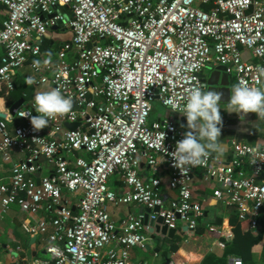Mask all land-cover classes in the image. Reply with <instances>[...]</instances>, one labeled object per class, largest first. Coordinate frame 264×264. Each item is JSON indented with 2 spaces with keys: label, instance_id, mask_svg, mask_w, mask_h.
Segmentation results:
<instances>
[{
  "label": "built area",
  "instance_id": "built-area-1",
  "mask_svg": "<svg viewBox=\"0 0 264 264\" xmlns=\"http://www.w3.org/2000/svg\"><path fill=\"white\" fill-rule=\"evenodd\" d=\"M0 4L4 91L12 90L14 78L27 71L24 81L26 77L36 81L31 86L59 88L73 99L70 114L36 132L23 115H36L33 97L44 90L21 92L20 105L0 117V160L9 164L7 181L0 177V210L11 204L29 214L44 209L52 225L43 248L47 258L18 255L12 264H147L129 259L131 248L149 240L142 215L127 213L115 223L107 206L134 203L150 210L148 219L160 216L167 228H175L180 219L187 230H194L202 215L190 191L195 169L215 182L212 195L232 206L236 218L246 219L250 230L264 221V147L254 156L248 150L255 146L233 142L228 162L212 154L205 166L182 174L168 153L184 132L170 118H148L153 99L183 115L171 111L168 103L183 106L185 90L201 84L199 72L211 61L222 66L235 84L255 86L257 68L264 66V0H0ZM56 20L60 21L56 30L69 34L50 48L51 63L37 69L33 62L48 58L41 42ZM243 50L253 60L244 59ZM194 65H200L199 71ZM14 118L18 123L9 131L7 123ZM75 121L73 130L64 125ZM162 133L165 153L159 149ZM15 148L24 152L20 161L11 160ZM40 156L47 160L49 173L35 180L28 174L35 171ZM162 156L165 186L174 191L166 204L160 178L139 173L141 161L155 170ZM111 175L121 183L118 192L107 186ZM72 192H79L73 210L66 198ZM44 223L29 226L28 231H42ZM208 231L216 227L210 225ZM214 243L219 248L225 245L220 239Z\"/></svg>",
  "mask_w": 264,
  "mask_h": 264
},
{
  "label": "crops",
  "instance_id": "crops-1",
  "mask_svg": "<svg viewBox=\"0 0 264 264\" xmlns=\"http://www.w3.org/2000/svg\"><path fill=\"white\" fill-rule=\"evenodd\" d=\"M3 17L4 10L0 8V23ZM54 31L65 32L50 29L45 37L50 47H53L54 44ZM44 53L48 52L45 51ZM241 55L244 59L253 60V57L247 51L243 50ZM27 73V71H24L15 78L27 84L24 81ZM199 74L204 90L223 92L220 102V111L223 119L220 139L224 149L221 154L213 153V155L221 162L226 163L232 157L231 144L233 142L251 146L261 144L264 138V121L258 122L254 113H248L241 118L240 115L229 113L224 109L227 107L226 103L230 98V89L235 85L233 78L224 73L220 65L212 61ZM29 86L31 88L28 93L36 92L38 89L47 90V86L41 88ZM7 93L4 91L2 84H0V113L3 115L10 106L6 105ZM162 108L163 110L158 112L155 118H170L184 133L188 131L185 116L177 112H169L163 106ZM17 123L18 120L14 118L7 123V129L12 131ZM11 157L12 161H20L24 157V152L15 148L11 152ZM36 164L35 171L32 174H28L29 177L35 180L41 175L49 173L47 160L42 156L38 158ZM8 168L9 164L0 160V177L4 182L7 181ZM139 173L145 177L157 175L160 178L163 185L162 194L165 204L174 197V191L165 186L167 172L163 162L157 163L155 170H153L141 161ZM189 184L192 200L198 202L202 208V215L197 220L194 230H187L184 227V222L178 219L172 239L155 234V238L149 239L146 243L149 245L148 249L145 248V244L141 247L131 248L129 250V259L131 261H145L147 264H166L168 261L176 264H232L233 260H243L238 254L230 251L225 252L231 241H237L241 246L244 241L252 239L253 243L249 247L248 262L245 264H264V221H259V225L254 230H250L246 223L239 220L233 225L229 224L228 219L230 216L233 217V213L235 214L234 208L226 205L223 199L215 198L212 195V189L216 186L215 182L204 179L200 169H195L192 172ZM107 186L117 192L121 189V183L116 175L109 176ZM78 194L79 192H72L66 195L67 203L72 210L77 203ZM139 207V205L134 203L109 204L107 212L110 219L117 223L127 213L137 214ZM49 218L50 214L44 209H40L34 214H29L20 210L15 204L9 205L4 211L0 210V264H12L18 255L23 256L25 259L31 257L47 258L43 257L46 254L42 253V250L47 243V236L52 232ZM44 220V229L42 231L38 230L35 233L28 231L29 226L36 225ZM210 225L215 226L216 231H208V226ZM226 233H229L230 237H227ZM218 239L224 241V247L219 248L215 245L214 242ZM171 246H174V248H171ZM15 247H19L20 251H16ZM241 264L244 263L241 262Z\"/></svg>",
  "mask_w": 264,
  "mask_h": 264
},
{
  "label": "clouds",
  "instance_id": "clouds-1",
  "mask_svg": "<svg viewBox=\"0 0 264 264\" xmlns=\"http://www.w3.org/2000/svg\"><path fill=\"white\" fill-rule=\"evenodd\" d=\"M43 62H33L35 68L39 69L41 63H51V53ZM200 65H194L193 69L199 71ZM173 70V69H170ZM34 77H26V83H35ZM203 85L193 86L185 90L183 106L175 101L168 103L171 111H180L186 117L188 131L184 138L177 141L174 151L168 153L172 158V166L186 174L191 168L206 165L207 159L213 153L221 154L224 145L221 143V130L223 119L221 115L220 102L223 92L216 90H204ZM33 108L36 115L26 113L23 116L30 118L32 130L40 131L47 127L51 121L71 113L73 99L62 94L59 88H51L37 92L33 97ZM224 108L229 113H236L243 117L248 113H254L258 122L264 121V66H258L255 86L244 82H238L230 89V98ZM165 134L159 137V149L165 153L163 146ZM264 145L257 144L248 151L254 156ZM257 159H253L255 163ZM264 160V159H262ZM163 161V156L159 162ZM158 162V163H159Z\"/></svg>",
  "mask_w": 264,
  "mask_h": 264
},
{
  "label": "trees",
  "instance_id": "trees-1",
  "mask_svg": "<svg viewBox=\"0 0 264 264\" xmlns=\"http://www.w3.org/2000/svg\"><path fill=\"white\" fill-rule=\"evenodd\" d=\"M0 8H3L2 4H0ZM50 46L48 45V41L45 39L41 42V50L43 52H49L50 51ZM30 86L23 83L20 79H16L14 78L13 81V89L8 91L7 96H6V105H11L14 101H16L20 96H21V92H26L28 93L30 90ZM238 221V219L236 218V215L233 213V217L230 216V218L228 219V223L233 225ZM239 221H242L244 223H246L247 227H248V221L246 219H241ZM253 240H247L244 241L242 243V245L240 246V244L237 241H231V243L229 244L228 248L225 249V252L230 251L231 253H235L238 254L242 257L241 261L242 263H247L248 262V254L250 253L249 251V247L252 245ZM171 248H174V246H171Z\"/></svg>",
  "mask_w": 264,
  "mask_h": 264
},
{
  "label": "water",
  "instance_id": "water-1",
  "mask_svg": "<svg viewBox=\"0 0 264 264\" xmlns=\"http://www.w3.org/2000/svg\"><path fill=\"white\" fill-rule=\"evenodd\" d=\"M60 10H62V9L60 8ZM52 15L53 14H49V15H47V17H51ZM59 23H60V21L56 20V24L52 25L50 27V29L51 30L56 29L57 24H59ZM89 46H90V43L87 44V47H89ZM222 70H223V68H222ZM199 76H200V74H199ZM200 82H201V80H200ZM201 85H203V84L201 83ZM202 91H204L203 88H202ZM21 101H22V99L18 98L15 102H13L8 108L9 113L12 114L13 110L20 105ZM0 117H3V114L0 113ZM77 124H78V121H75L72 123H65L64 125L67 129L73 130V129H75ZM157 209L158 208H154L153 210L156 211ZM138 213L142 215V223L144 225H147V233H148L149 239H154L155 234H159L162 237H167V238L172 239V236L175 232V228H167L166 225L163 223V220L160 216H156L155 219H150V218L148 219L147 216H148V213H150V210L148 208H145L142 206L139 207ZM184 227L186 228L185 225H184ZM144 246L146 249L149 248L148 244H145ZM42 253H44L43 250H42Z\"/></svg>",
  "mask_w": 264,
  "mask_h": 264
},
{
  "label": "rangeland",
  "instance_id": "rangeland-1",
  "mask_svg": "<svg viewBox=\"0 0 264 264\" xmlns=\"http://www.w3.org/2000/svg\"><path fill=\"white\" fill-rule=\"evenodd\" d=\"M69 33L66 31V32H63V33H59V32H56L54 31L53 32V35H54V44H53V47L56 46V44L58 43V41L60 39H64L66 38V36L68 35ZM152 109L150 111V114H149V120H152L155 118V116L158 114V112H161L163 110L162 106H160V104L158 103L157 100H153L152 101ZM43 257H48L47 255H44Z\"/></svg>",
  "mask_w": 264,
  "mask_h": 264
}]
</instances>
